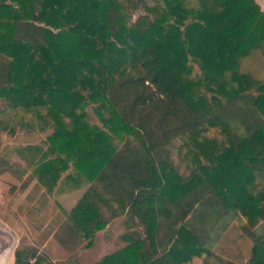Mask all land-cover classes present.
Here are the masks:
<instances>
[{
  "label": "trees",
  "instance_id": "obj_1",
  "mask_svg": "<svg viewBox=\"0 0 264 264\" xmlns=\"http://www.w3.org/2000/svg\"><path fill=\"white\" fill-rule=\"evenodd\" d=\"M252 57L264 63L257 0H0V99L53 129L23 158L48 191L63 177L88 186L65 223L71 246L108 226L126 244L93 264H219L204 237L237 219L256 241L251 264H264V81L242 68ZM91 104L103 126L89 123ZM177 139L195 148L184 170L170 158ZM36 255L19 248L15 264Z\"/></svg>",
  "mask_w": 264,
  "mask_h": 264
},
{
  "label": "rangeland",
  "instance_id": "obj_2",
  "mask_svg": "<svg viewBox=\"0 0 264 264\" xmlns=\"http://www.w3.org/2000/svg\"><path fill=\"white\" fill-rule=\"evenodd\" d=\"M202 0H184L188 7H198ZM257 2L264 9V0H257ZM150 6H164V0H148ZM143 9L131 10L128 15L133 19H136L139 14L143 13ZM250 60L243 62V70L250 69V71L262 81H264V63L257 62L254 57ZM264 62V61H263ZM194 78L202 76L201 70L198 65L192 62ZM200 94L205 95L208 99L212 98L213 93L207 91L206 88H202ZM224 101V98L220 99ZM95 104L87 106L88 121L90 124H97L103 126L102 121L95 113ZM217 105H215L216 107ZM41 112L45 114L46 110L41 109ZM43 122L36 116L34 112H27L23 109L14 110L10 108L5 99H0V193L3 194V201L0 205V213L3 208L8 211L15 212L18 202L24 204L26 200L31 198L30 208H38L39 201H34L37 197L41 199L46 192L43 191L41 183L35 181L37 177L33 172L35 169L34 165L28 163L23 157H29V152L24 148L27 145L35 144L42 145L46 148V140L51 134L53 129L46 127L42 130L41 125ZM6 128V129H5ZM118 148L122 147L123 141L115 139ZM195 148H189L184 144L182 139H177L171 146V156L175 162L180 163L182 169H185L186 165L191 164L192 157H194ZM30 159V158H29ZM190 172L188 168L187 174ZM31 178L32 181L26 184V181ZM66 179L63 177L61 182ZM106 179L96 181L95 186H105ZM41 184V185H40ZM30 187H33L29 193ZM57 187L54 186L53 189ZM62 191L64 188H60ZM26 197V198H25ZM19 200V201H18ZM23 200V202H22ZM71 205V202H70ZM36 223H40L37 219ZM240 221L237 219L233 220L230 226L224 229L217 236L216 232H212L214 235H207L204 237L205 241L208 242V247L212 250L213 256L211 259L213 262L219 264H251V258L253 256V247L256 244L254 237L250 234L243 232L240 226ZM127 226V225H126ZM255 228V227H254ZM123 228L111 229L110 237L107 239L104 235H100L97 244L92 248L90 253H83L81 258L85 264H93L99 257L105 254L112 253L119 248L125 246L121 234H123ZM129 230H136L134 232L140 233L142 236L145 235V228L142 225H137ZM198 232V228H196ZM210 232V234H211ZM255 232L264 239V222L259 223ZM27 241L29 237L25 236ZM204 254L202 257L196 256L192 261L184 264H202ZM220 256L221 259L215 258Z\"/></svg>",
  "mask_w": 264,
  "mask_h": 264
},
{
  "label": "crops",
  "instance_id": "obj_3",
  "mask_svg": "<svg viewBox=\"0 0 264 264\" xmlns=\"http://www.w3.org/2000/svg\"><path fill=\"white\" fill-rule=\"evenodd\" d=\"M31 181L32 179L29 178L26 184H30ZM35 181L40 183L37 177ZM41 186L46 195L41 199L37 200V197L34 199V201L40 200L38 208L29 207L31 204L29 197L24 204L18 202L15 212L12 213L3 208L0 213V264H15L17 249L27 245L35 248L37 253L31 259L33 263L39 256L38 264H85L81 258L83 253L92 251L100 235L109 239L112 228L109 229L107 226L98 231L91 247L87 245L89 242L87 239L78 240L71 246L67 238L68 231L65 228L69 225L65 223L69 221L72 208L83 196L88 186L75 188L68 181L61 182V180L52 191ZM60 188H64L63 191ZM32 189L33 187H30L29 193ZM37 219L40 223H36ZM25 236L29 237L27 241H25Z\"/></svg>",
  "mask_w": 264,
  "mask_h": 264
},
{
  "label": "built area",
  "instance_id": "obj_4",
  "mask_svg": "<svg viewBox=\"0 0 264 264\" xmlns=\"http://www.w3.org/2000/svg\"><path fill=\"white\" fill-rule=\"evenodd\" d=\"M2 201H3V194L0 193V205L2 204Z\"/></svg>",
  "mask_w": 264,
  "mask_h": 264
}]
</instances>
